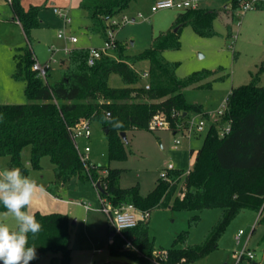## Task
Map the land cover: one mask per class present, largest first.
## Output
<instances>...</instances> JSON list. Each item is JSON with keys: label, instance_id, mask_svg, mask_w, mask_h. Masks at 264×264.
Listing matches in <instances>:
<instances>
[{"label": "trees", "instance_id": "obj_1", "mask_svg": "<svg viewBox=\"0 0 264 264\" xmlns=\"http://www.w3.org/2000/svg\"><path fill=\"white\" fill-rule=\"evenodd\" d=\"M3 1L12 12V19L28 37L29 31L37 26L38 13L44 5L25 7L21 0ZM132 1L79 0L78 8L89 22L87 32L108 41L106 30L111 16L126 9ZM242 2L231 0L226 12L231 19ZM263 8L264 1L254 3V10ZM217 17L219 10L184 8L176 15V31L169 29L154 36L150 46L132 58L148 62V88L144 83L136 84L142 72L138 74L131 65V58L115 40L109 51L111 54L100 56L91 65L87 63L89 49L73 48L67 59L62 60L57 77L51 81L48 79L50 71L45 79L32 71L33 53L28 44L17 47L13 54L15 69L11 78L22 88L28 101L0 103V156L8 158L5 168L20 167L28 176L20 153L23 147L29 146L31 168L40 169L39 161L43 156L50 159L53 182L48 192L53 195L54 186H64L73 176H79L89 178L96 187L99 183L102 188L101 191L97 187L99 196L112 206L132 204L149 213L157 207L191 211L220 209L203 240L182 248L156 247L148 237V220L123 230L122 234L130 240V252L120 250L123 239L112 235L109 253L124 255L128 260L126 264H190L217 247L226 226L241 211L257 212V220L264 222V85L258 84V74L253 75L249 83L230 89L222 116L209 123L188 172L165 169L166 178L160 176L146 194L139 192L138 184L120 187L119 168L104 164H96L93 168L92 163L86 169L71 137L70 127L78 120L97 121L106 134L108 159H120L125 156L120 132L151 130L150 122L159 113L165 115L169 129L175 131V113L180 112L181 117L201 113L202 106L188 102L183 89L192 85L206 86L209 83L201 81L214 71H196L180 78L175 74L178 63L166 61L163 52L179 48V30L186 24L200 37L216 35L212 25ZM112 73L121 77L124 86L108 84ZM202 116L208 119L206 113ZM117 119L123 123L118 129L109 123ZM227 121L229 131L220 134V128ZM102 171L106 172L104 177L100 174ZM180 183L184 191L180 190ZM0 211L6 212V209L0 205ZM34 214L42 224V231L34 239L29 234V246L35 245L40 255L51 253L50 264H69L67 215L59 212ZM192 223L195 224L194 219Z\"/></svg>", "mask_w": 264, "mask_h": 264}, {"label": "rangeland", "instance_id": "obj_2", "mask_svg": "<svg viewBox=\"0 0 264 264\" xmlns=\"http://www.w3.org/2000/svg\"><path fill=\"white\" fill-rule=\"evenodd\" d=\"M197 1L199 8L219 10V17L212 25L216 35L200 37L186 24L179 30V48L165 50L163 57L168 62L178 63L175 74L180 78L196 71H214L201 81L208 82L206 86L192 85L183 89L186 100L200 104L201 113H206L208 119L204 129L190 135L173 133L169 128L128 129L125 139L122 138L125 156L112 160L108 159L107 138L99 122L90 121L92 134L89 139H78L80 148L85 144L90 145L89 159L93 168L96 164H104L121 169L119 186L122 188L138 184L139 192L146 194L154 187L169 163L175 169L184 172L188 170L193 163L194 154L205 138L209 123L215 120L217 110L225 105L230 89L249 83L255 74L259 76L258 84L264 85V8L237 11L231 19L226 13L231 0ZM21 3L25 7L29 4L44 6L38 13L37 26L29 31L28 37L17 22L0 20V103L28 101L22 88L11 78L15 69L13 54L17 47L28 44L37 60L44 63L50 57V45L58 49L64 46L93 49L104 47L106 42L103 37L87 32L89 22L83 10L78 8L79 0H21ZM153 3V0H133L126 9L111 16L118 24L109 23L106 30V33L113 30V39L123 48L124 54L131 58V65L138 74L147 71L148 62L134 61L132 58L149 47L154 36L169 29L174 31L178 26L175 24L176 15L182 10L167 8L154 11ZM52 6L60 7L69 21L65 22L64 18L54 13ZM5 12L11 16L9 10ZM1 15L4 17V14ZM123 16L126 21L122 19ZM59 30H63L67 36H75L77 41L71 43L66 38H58ZM55 57L57 61L51 63L49 70L50 81L57 77L61 61L67 59V55L62 52L55 53ZM147 79L141 74L136 84L142 85ZM108 84L112 87L124 86L121 77L114 73L110 74ZM197 114L198 112L189 115ZM174 118L176 122H181L180 112ZM174 138H179L180 143L175 144ZM190 149L193 150L192 153L189 152ZM29 154L30 147H23L20 159L28 168V176L48 190L53 182L50 159L43 156L39 161L41 168L33 169L29 164ZM7 160L6 156H0V170L5 168ZM100 174L104 177L106 172L102 171ZM179 187L184 191L182 183ZM53 189L60 201L48 195L45 198L38 189L30 209L27 210L32 213L59 212L67 215L70 223L69 264H126L128 260L124 255L112 256L109 253V244L114 239L112 235L117 233L112 232L109 227L108 217L102 210L103 197L99 196L92 180L73 176L64 186H54ZM103 203H107L105 198ZM219 212V208L191 211L157 207L151 210L148 218L149 240L162 249L171 245L182 248L198 244L217 220ZM257 217V212L241 211L226 226L218 239L217 247L190 264H264V222L257 220ZM0 222L6 223L11 229L17 227L14 217L11 214L5 215V211H0ZM239 229L244 233L241 235V243H236L234 234ZM117 235L124 242L120 250L130 252L125 240L127 238L123 234ZM246 239V247L254 257L248 259L244 256L236 263L237 253ZM51 256V253L40 255L37 252V259L31 263L50 264Z\"/></svg>", "mask_w": 264, "mask_h": 264}, {"label": "built area", "instance_id": "obj_3", "mask_svg": "<svg viewBox=\"0 0 264 264\" xmlns=\"http://www.w3.org/2000/svg\"><path fill=\"white\" fill-rule=\"evenodd\" d=\"M7 3H11V0H5ZM261 0H243L240 12H245L248 10L254 9V3ZM264 1V0H262ZM197 8L198 1L197 0H155L153 3V10L157 11L159 9H167V8H178V9H184V8ZM52 10L57 15L64 18L65 22L69 21V18H67L66 14L62 13V9L60 7L52 6ZM138 16H141V14H138ZM122 19L126 21V17L123 16ZM111 24H118L114 19L110 18ZM58 38H66L69 42L75 43L77 41V38L73 35H66L63 30H59L57 33ZM107 37L109 38L108 41L105 42V46L102 48H93L88 50V57H87V63L89 65L93 64L95 59H98L100 56L104 54H109L110 48L114 46V39H113V30H108ZM73 50V48L69 46H64L62 49L55 48L54 46L50 45L48 46V51L50 52L49 59L44 62L40 63L36 56L32 54V63H31V69L35 72L36 76L45 79L47 76V73L50 70L51 63H54L57 61V58L55 57V53L62 52L65 55H69L70 52ZM62 62V61H61ZM142 76H146L148 78L147 71H143ZM145 88H148L147 80L145 81ZM225 104H226V98H225ZM225 105L217 110L215 120L211 122L217 121L224 111ZM176 114V113H175ZM174 114V115H175ZM109 113H106V116H108ZM197 117V118H196ZM206 121L201 113H198L197 115H186L183 114L181 117V122H176L175 124V131L176 132H182L184 135L188 134L190 135L193 132H200L204 129L206 126ZM150 126L153 129L156 128H169V124L167 120L165 119V115L163 113H159L153 116ZM71 130V137L75 143L76 150L78 152V155L85 165V168H88L89 164H92L89 159V152L91 151V147L89 144H85L82 148L78 145V139H89L92 134L91 129V122L88 119H80L75 124H73L70 127ZM229 131V122L227 121L222 127L220 128V134H223L225 132ZM174 143L179 144L180 139L174 138ZM167 170L174 169V166L172 163H169L167 165ZM189 170V169H188ZM188 170L185 172L187 173ZM164 178H166L165 171L162 173ZM94 184V183H93ZM95 188L97 189L96 185L94 184ZM102 198V210L107 215L109 220V227L112 229L113 232H116L117 234L121 235L123 230L134 227L139 221H146L149 218V211L148 210H141L137 207H135L132 204H119L117 206H112L108 201L107 203H103ZM244 232L239 229L234 234V240L236 243H241V235ZM127 242V245H130V240L125 239ZM247 239L242 243V247L237 253V262H239V259L241 256H246L248 259H252L254 257L252 251L248 250L246 247ZM164 256V253L161 254Z\"/></svg>", "mask_w": 264, "mask_h": 264}, {"label": "clouds", "instance_id": "obj_4", "mask_svg": "<svg viewBox=\"0 0 264 264\" xmlns=\"http://www.w3.org/2000/svg\"><path fill=\"white\" fill-rule=\"evenodd\" d=\"M109 123L113 128L123 127L118 119ZM38 189L43 191V186L20 167L0 170V205L6 209L5 215L11 214L17 222L15 229L0 222V264H31L37 259L35 245L29 246V234L34 239L42 231V224L27 209Z\"/></svg>", "mask_w": 264, "mask_h": 264}, {"label": "crops", "instance_id": "obj_5", "mask_svg": "<svg viewBox=\"0 0 264 264\" xmlns=\"http://www.w3.org/2000/svg\"><path fill=\"white\" fill-rule=\"evenodd\" d=\"M66 1V0H65ZM155 0H153V2H154ZM5 10H9L10 11V9L8 8V6L4 3V1L3 0H0V20L1 19H4V20H12V21H15V20H13L12 19V12L10 11L9 13H10V17L8 16V15H6V14H8V12H5ZM1 14H4V17H2V15ZM15 22H17V21H15ZM18 23V22H17ZM19 24V23H18ZM14 82V81H13ZM15 84H16V82H14ZM4 102H10V101H4ZM190 150H192V149H190ZM190 150H189V152H190ZM187 171V170H186ZM185 171V172H186ZM57 187H62V185H60V186H57ZM42 192V194H43V196L46 198V195H48L49 197H52L54 200H56V201H60V198H58L56 195H53V194H51V193H49L48 192V190H46V189H43V191H41ZM55 194V193H54ZM59 199V200H58ZM149 216H150V214H149ZM111 235V234H110Z\"/></svg>", "mask_w": 264, "mask_h": 264}, {"label": "water", "instance_id": "obj_6", "mask_svg": "<svg viewBox=\"0 0 264 264\" xmlns=\"http://www.w3.org/2000/svg\"><path fill=\"white\" fill-rule=\"evenodd\" d=\"M176 29L177 28H175L174 29V31H176ZM63 62V61H62ZM120 136H121V138H123V139H125V132H120ZM97 187L99 188V190H101L102 191V188L99 186V183H97ZM74 223V222H73ZM111 235H112V232L110 233ZM253 264H255V263H253Z\"/></svg>", "mask_w": 264, "mask_h": 264}]
</instances>
